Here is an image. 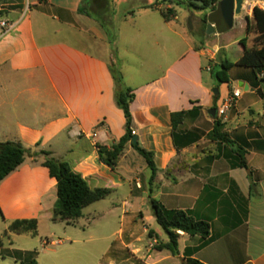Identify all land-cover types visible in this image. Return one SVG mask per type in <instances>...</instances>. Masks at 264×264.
<instances>
[{
  "label": "crops",
  "instance_id": "obj_1",
  "mask_svg": "<svg viewBox=\"0 0 264 264\" xmlns=\"http://www.w3.org/2000/svg\"><path fill=\"white\" fill-rule=\"evenodd\" d=\"M152 1L0 0V22L15 24L6 34L0 24V142L19 141L32 152L48 151L69 162L92 188H111V194L126 191L124 214L155 198L168 208L188 210L209 221L211 240L192 255L204 264H264V86L250 71L234 70L238 65L230 69L229 81L220 85L211 73L228 60L223 51L230 43L224 44L225 37L241 17L246 46L255 45L253 9L264 1L249 0L233 16L225 10V21L219 16L223 0L214 8L188 6L190 12L209 8L198 18L194 38L181 30L177 14L165 20L161 1ZM117 3L137 4L130 16L139 17L140 27L128 26L127 40L122 42L120 33L112 45L105 26L112 22ZM82 5L84 12L79 10ZM204 18L213 24L212 34L202 28L207 27ZM123 20L130 22L126 14ZM207 42L212 49L205 48ZM238 45L234 63L244 53L240 41ZM112 62L134 89L133 131L139 144L155 154L154 181L131 144L115 169L99 158L96 144L110 147L126 131L124 112L115 102ZM214 88L219 90L217 100ZM235 89L241 96L233 109L224 117H213L209 110L218 109ZM246 94L259 99L262 109L256 107L257 101L242 108ZM195 107L198 110L187 113L174 130L172 113ZM216 119L223 123L222 132L246 151V168L233 165L236 156L230 145L209 136ZM173 132L178 134V146ZM44 159L27 155L0 183V210L7 222L36 218L40 227L42 220L52 221L57 180L42 164ZM142 207L133 210L129 220L120 217L118 230L109 236H116L107 248L109 257L100 264H186V249L199 246L202 238L178 231L179 254L156 249L158 241L169 238L162 228L146 223L156 219L153 211L145 213ZM136 217L143 222L141 230L131 226ZM78 221L54 222L73 226Z\"/></svg>",
  "mask_w": 264,
  "mask_h": 264
},
{
  "label": "trees",
  "instance_id": "obj_2",
  "mask_svg": "<svg viewBox=\"0 0 264 264\" xmlns=\"http://www.w3.org/2000/svg\"><path fill=\"white\" fill-rule=\"evenodd\" d=\"M161 2L173 3L176 0H160ZM205 4L199 6L189 0V7L206 8L212 3V8L220 0H203ZM172 9V7H171ZM81 12L85 11L84 5L79 9ZM171 10L164 11L161 9V14L165 20H170ZM175 14V12H172ZM253 16L255 20L254 27L257 31L255 38V45L251 48L246 46L247 37L240 40V43L244 46V53L237 62H231L229 60L223 61L219 68H213L211 73L217 80V84L228 82V73L230 69L235 66H243L251 68L256 75L260 77L264 86V9L259 6H255L253 9ZM248 19L247 33H250L251 26ZM204 23H207V19H203ZM104 25V24H103ZM106 27V26H105ZM109 36V40L114 45L116 37L109 28H106ZM114 49V46H113ZM116 54V51H113ZM110 72L115 82V102L119 108L124 112L126 118L125 134L110 147L106 145L96 144L98 155L100 160L111 169H115L121 156L125 153V150L129 144L145 159L147 166L151 170V180L154 181L157 175L158 167L155 162V154L151 150H147L142 147L139 142L133 143V117L131 111V104L135 99L134 89L127 86L124 82L123 74L119 68V65L115 62L109 64ZM219 99V94L215 95V100ZM198 108H194L190 111L174 112L171 115L173 129L176 130L178 125L183 122V119L187 113L197 111ZM223 123L221 120L216 119L214 129L209 133L211 137H217L221 141L230 145L234 152L236 162L233 163L236 167H247V161L245 158L246 151L244 148L235 141L229 138L228 134L222 132ZM175 142L178 146L177 139L178 134L173 132ZM33 154L44 155L45 159L43 165L49 169L51 177L57 180V194L58 198L54 204L52 211L53 221H66L72 223L74 220L82 216L83 209L94 202L105 199L108 197L112 189L107 187L92 188L89 182L85 179L82 173L74 170L67 161L56 159L51 156L48 151L32 152L30 148L25 147L19 141H4L0 142V183L13 171H15L23 162L27 155ZM151 207L153 215L157 223L167 233L169 240L167 242H159L155 245L158 250L168 249L173 255L179 254L178 246V231H183L191 236L199 235L202 238V243L195 248H187L185 251L186 264H204L197 258L192 257L195 251L201 249L207 245L211 240V225L210 222L203 219H198L192 215L188 210L168 208L161 201L152 198ZM1 216L4 218L2 211ZM38 220L36 218H23L12 221L8 229L0 236V248L3 247L6 238H10L11 233H23L32 232L37 233ZM150 237L155 236L153 231L149 232ZM156 237V236H155ZM24 264V263H22ZM30 264H37L36 261Z\"/></svg>",
  "mask_w": 264,
  "mask_h": 264
},
{
  "label": "rangeland",
  "instance_id": "obj_3",
  "mask_svg": "<svg viewBox=\"0 0 264 264\" xmlns=\"http://www.w3.org/2000/svg\"><path fill=\"white\" fill-rule=\"evenodd\" d=\"M149 1L153 3L152 0ZM188 2L189 0H176L172 3L174 6L172 9L167 7V5L171 3L163 1L161 3L163 5L162 10H171L177 14L181 30L193 37L194 35H197L196 31L200 27L198 26V18L208 12L209 8L205 10L192 9V12H190L188 9ZM259 3L263 5L262 2ZM136 7V3L129 5H120L117 3L114 8L115 13L114 15L112 14V22L106 25V27L114 33V37H118L120 33L125 35H122V42H125V40H127L126 38H128L126 33H130L128 26L135 24L137 29L140 27L139 17L135 19L130 16V14L136 13L132 12L136 11ZM225 10L226 6L224 5L219 14L222 21L225 17ZM172 12H170V15L174 14ZM125 14L130 20L129 23H126L123 20ZM242 19L243 17L237 21L235 28L225 37L226 41L224 44L227 42L230 43V45L228 48H225L223 52L226 53V57L229 61H236V50L239 48L238 42L246 35L244 31L245 22L241 21ZM202 28H205V32L207 33V27L203 25ZM205 48L212 49L213 44H208L207 42V44H205ZM234 70H248L255 77L251 68L244 69V67L235 66ZM257 78L260 80V77ZM223 94L224 93L221 92V95ZM230 96H232V93L229 97ZM255 101H257L256 107L262 109V104L259 99H255V97L250 94H246L243 97L241 107H248ZM234 104L227 110V113L229 110L233 109ZM226 114H224L223 117ZM227 124H229L228 121L225 125ZM140 157L144 160L141 155ZM248 169L249 168L246 169L247 173ZM122 190H127V187H124ZM125 192L121 191L119 194H111L105 199L94 202L84 210V213L79 218L78 223L73 226H67L66 223L62 222L55 223L53 220H42L40 227L38 226L36 234L32 232L11 233L10 238H6L3 247L0 248V264H30L33 261H36L37 264L105 263L109 257L106 254L107 248L116 239V236H109L114 231L118 230L121 220L120 217L125 215L127 220H129L133 218V210H137L138 207H142V205L138 206L139 204H136L135 209L132 208L130 213L124 214L122 207V195ZM150 199L151 198L146 200L144 202V206L140 208L144 210V212L146 210L152 211ZM134 205L135 204H133V206ZM90 212L94 213V218L89 216ZM10 223L4 220L0 214V236L8 229ZM146 223L152 225L154 228H161L156 220H147ZM131 226L141 230L143 222L136 217V219H134L131 223ZM68 236L78 240L71 242V240L67 238ZM164 237H166V235H164ZM143 238H145V236ZM152 238H155V236Z\"/></svg>",
  "mask_w": 264,
  "mask_h": 264
},
{
  "label": "water",
  "instance_id": "obj_4",
  "mask_svg": "<svg viewBox=\"0 0 264 264\" xmlns=\"http://www.w3.org/2000/svg\"><path fill=\"white\" fill-rule=\"evenodd\" d=\"M193 3L198 4L199 6H203L205 2L203 0H191ZM249 0H223L222 4L223 6H226V11L230 16H233L234 14H240L243 8V5L245 2ZM212 3L209 4L210 7H212ZM215 31V28L211 22L207 24V33L212 34ZM213 93L217 95L219 93L218 88L213 89ZM209 113L213 116L216 117L218 114V109L217 108H212L209 110ZM138 142V136L135 134L133 136V143Z\"/></svg>",
  "mask_w": 264,
  "mask_h": 264
},
{
  "label": "built area",
  "instance_id": "obj_5",
  "mask_svg": "<svg viewBox=\"0 0 264 264\" xmlns=\"http://www.w3.org/2000/svg\"><path fill=\"white\" fill-rule=\"evenodd\" d=\"M261 8L264 9V3L261 5ZM0 24L4 27V34L10 32L12 29H14L15 24L9 23L7 21H1ZM209 70H211L210 67H208ZM241 96V91L239 89H235L232 92V96H228L224 102L221 104V106L218 108V114L220 116L227 113V110L236 102V100ZM79 135V133H77Z\"/></svg>",
  "mask_w": 264,
  "mask_h": 264
}]
</instances>
